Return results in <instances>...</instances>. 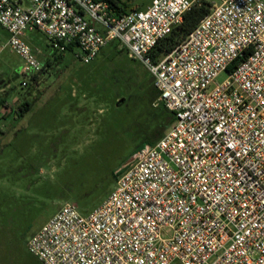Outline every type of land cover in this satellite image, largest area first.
I'll return each mask as SVG.
<instances>
[{
	"label": "built area",
	"instance_id": "1",
	"mask_svg": "<svg viewBox=\"0 0 264 264\" xmlns=\"http://www.w3.org/2000/svg\"><path fill=\"white\" fill-rule=\"evenodd\" d=\"M199 3L153 0L116 15L104 0H0L25 74L43 71L27 31L59 53L75 45L85 64L118 42L152 75L153 107L176 116L100 206L84 214L67 202L32 236L43 264H264V0L209 2L185 41L153 57Z\"/></svg>",
	"mask_w": 264,
	"mask_h": 264
},
{
	"label": "rangeland",
	"instance_id": "2",
	"mask_svg": "<svg viewBox=\"0 0 264 264\" xmlns=\"http://www.w3.org/2000/svg\"><path fill=\"white\" fill-rule=\"evenodd\" d=\"M122 1L136 10L153 2ZM25 36L42 65L50 60L52 66L37 82L32 73L18 77V71L26 76L24 61L0 25V78L7 83L0 94L8 92L13 109L31 105L23 117L0 119V264H43L28 249L32 236L67 202L84 214L100 206L114 191L118 172L156 140L159 128L153 77L118 42L85 64L76 56L80 51L58 60L60 53L38 30ZM227 78L222 73L216 82Z\"/></svg>",
	"mask_w": 264,
	"mask_h": 264
},
{
	"label": "trees",
	"instance_id": "3",
	"mask_svg": "<svg viewBox=\"0 0 264 264\" xmlns=\"http://www.w3.org/2000/svg\"><path fill=\"white\" fill-rule=\"evenodd\" d=\"M110 3L111 8L113 12L116 15H123L127 14L131 11H135L136 9L130 8L129 5L122 0H104ZM210 3L207 0H201L199 4L194 6L189 12L186 13L184 17V21L181 25L177 26L172 33L167 36L165 39L159 42L157 47L153 50L152 55L155 58H158L162 56L163 54L169 52L172 50L173 47L176 45L182 43L186 40V38L194 31V29L197 27V25L201 22L203 18H205L209 12H210ZM76 46L72 45L69 46L67 51L64 53H60L59 57H57L58 60H61L63 55L67 52H74ZM241 60H238L235 62V65L240 63ZM52 62L49 60L44 66V68L51 67ZM33 77L31 79L34 82H37L39 75L32 73ZM18 77H24L27 78L28 74L26 76L24 74H21V72L18 71L17 73ZM23 86H26L25 81L22 82ZM7 86V83H5L4 77L0 78V91L5 90V87ZM155 89V87H154ZM8 92L3 91V93L0 94V119H10L13 115H18L19 117H23L30 109L31 105L29 102H23L20 105H18L15 109H13L11 106H9L7 99L5 96H7ZM159 96L158 91L155 89V99H157ZM156 109V120L159 123V128L156 130L155 135L150 143H154L158 140H160L173 126L176 120V116L173 112L169 111L166 107L161 106ZM3 111L5 113H3ZM118 179V174L116 176V181Z\"/></svg>",
	"mask_w": 264,
	"mask_h": 264
},
{
	"label": "flooded vegetation",
	"instance_id": "4",
	"mask_svg": "<svg viewBox=\"0 0 264 264\" xmlns=\"http://www.w3.org/2000/svg\"><path fill=\"white\" fill-rule=\"evenodd\" d=\"M118 96H119V95H118ZM118 96H117V100H116V103H117V104H118V102H119L121 99H123L122 96H121V97H118ZM124 101H125V99H124ZM123 103H124V102H123ZM123 103H121V104H123ZM121 104H118V105H121Z\"/></svg>",
	"mask_w": 264,
	"mask_h": 264
},
{
	"label": "water",
	"instance_id": "5",
	"mask_svg": "<svg viewBox=\"0 0 264 264\" xmlns=\"http://www.w3.org/2000/svg\"><path fill=\"white\" fill-rule=\"evenodd\" d=\"M124 102V99H121L119 102H118V104H121V103H123Z\"/></svg>",
	"mask_w": 264,
	"mask_h": 264
},
{
	"label": "crops",
	"instance_id": "6",
	"mask_svg": "<svg viewBox=\"0 0 264 264\" xmlns=\"http://www.w3.org/2000/svg\"><path fill=\"white\" fill-rule=\"evenodd\" d=\"M26 37V36H25ZM35 50V49H34ZM35 52L37 53V50H35Z\"/></svg>",
	"mask_w": 264,
	"mask_h": 264
}]
</instances>
